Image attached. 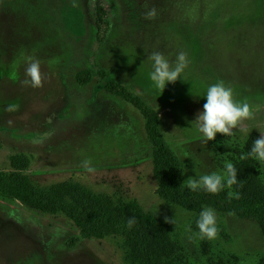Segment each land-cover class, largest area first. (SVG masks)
Returning a JSON list of instances; mask_svg holds the SVG:
<instances>
[{"label": "rangeland", "instance_id": "374dc122", "mask_svg": "<svg viewBox=\"0 0 264 264\" xmlns=\"http://www.w3.org/2000/svg\"><path fill=\"white\" fill-rule=\"evenodd\" d=\"M99 8L108 28L97 25ZM149 8L156 16L146 20ZM152 52L173 65L187 54L181 78L163 93L149 78ZM33 60L40 63V88L23 83ZM87 69L110 77L80 86L77 75ZM111 80L158 114L187 193H207L183 183L222 173L226 161L238 183L215 196L229 199L233 191L240 198L231 200H240L264 187V163L240 159L264 132V0H0V171L28 176L70 213L103 204L113 216L103 239H87L65 212L51 216L0 196V264H264V235L255 221L213 209L218 238L200 239L202 210L162 197L145 118L106 92ZM219 81L236 102L249 103L253 116L231 136L205 141L192 123L207 87ZM10 104L17 110L5 111ZM135 208L164 226L163 244L152 231L127 226Z\"/></svg>", "mask_w": 264, "mask_h": 264}, {"label": "trees", "instance_id": "16d2710c", "mask_svg": "<svg viewBox=\"0 0 264 264\" xmlns=\"http://www.w3.org/2000/svg\"><path fill=\"white\" fill-rule=\"evenodd\" d=\"M99 29L108 28L106 12L98 9ZM99 77L102 82L110 77V74L103 69H87L77 75V82L80 86L90 85L94 79ZM107 93L115 96L136 108L145 118L147 133L155 148L154 153V174L159 183V192L162 197L189 211L203 210L204 208L215 209L220 212L234 213L242 220L255 221L261 228L264 235V187L252 190L240 200H229L223 196H215L209 193L190 194L182 186V173L180 166L173 155L167 150L160 133V117L151 109L144 100L135 96L128 87L120 82L111 80L104 85ZM0 196L21 202L27 207L40 211L51 216L59 215L62 212L70 217L87 239H103L105 236L106 223L113 218L110 209L101 204L99 208L62 209L50 196L45 195L43 190L36 186L32 180L20 173L0 171ZM132 216L135 217L137 229H146L157 234L159 245L162 243L165 228L163 225H155L151 219L145 216L137 208ZM169 239V237L167 236ZM170 240V239H169ZM132 263H140L134 256L129 255L128 260Z\"/></svg>", "mask_w": 264, "mask_h": 264}, {"label": "clouds", "instance_id": "9594fccd", "mask_svg": "<svg viewBox=\"0 0 264 264\" xmlns=\"http://www.w3.org/2000/svg\"><path fill=\"white\" fill-rule=\"evenodd\" d=\"M147 7V4L145 5ZM156 9L149 8L144 15L146 20L154 19ZM148 59L152 62V70L149 73V78L154 87L164 92L166 86L170 83L174 84L181 78V74L188 66V58L185 52H180L176 56L174 65L165 58L160 52H152ZM27 77L23 83L27 87L40 88L43 86V75L41 72L40 63L38 60L30 62L25 69ZM206 103L203 105V111L197 114L195 122L196 131L202 134L205 141H215L217 134L231 136L233 130L238 127L241 121L252 118L253 113L247 101L236 102L234 93L231 87L225 85L223 81L211 84L206 89ZM17 105L10 104L5 111L14 112L17 110ZM257 138L247 154L240 156L241 160H246L249 157L264 163V132ZM82 167L88 173H94L95 168L91 166L90 160H84ZM222 173L212 172L211 174L198 175L195 178L187 179L183 185L192 191L203 190L209 194H218L225 187L232 189L237 185V170L233 163L226 161ZM229 199H239V194L233 191L228 192ZM137 223L135 217H130L127 221V226L132 228ZM165 223L175 224V219L165 217ZM198 228V237L200 239L215 240L218 238L219 229L217 227L216 214L211 208H204L196 222Z\"/></svg>", "mask_w": 264, "mask_h": 264}]
</instances>
